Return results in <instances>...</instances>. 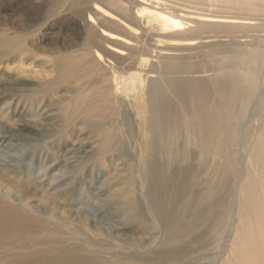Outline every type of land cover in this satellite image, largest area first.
I'll return each mask as SVG.
<instances>
[{
  "label": "bare ground",
  "instance_id": "obj_1",
  "mask_svg": "<svg viewBox=\"0 0 264 264\" xmlns=\"http://www.w3.org/2000/svg\"><path fill=\"white\" fill-rule=\"evenodd\" d=\"M54 5L66 7L89 27L95 23L102 27L85 34L78 59L82 68L67 67L66 54L49 60L58 75L79 71L86 77L84 87L64 110V119L71 125L80 118L83 128H92L98 156L122 154L118 142L130 137L132 116L121 108H133L134 96L139 97L141 166L115 183L109 196L128 204V217L136 224L150 222L136 195L138 180L154 216L150 224L158 223L162 235L150 250L112 259L98 253V247H91L92 241L80 233L46 232L37 244H44L46 253L55 252L53 264H187L186 245L177 246V242L192 235L199 249L200 244L205 247L221 232L223 222L229 227L225 243L232 246L220 264H264V0H60ZM100 44L117 59L136 55L132 67L136 72L125 70L121 67L124 61L115 58L107 66ZM25 49L20 42L4 50L18 53ZM126 90L134 91L132 103ZM250 106L257 112L246 119ZM94 121L96 125L91 123ZM253 123L257 125L251 127ZM238 149L240 170L236 176ZM196 157V171L200 173L210 164L214 180L208 172L204 180L195 177ZM173 163L177 169L169 173L167 167ZM243 166L247 174L242 178ZM248 166H253L257 176ZM232 176L236 178L229 183ZM188 184L194 194L190 200L184 194ZM231 184L235 187L230 205ZM1 187L15 192L20 201L24 198L19 187L5 188L3 181ZM169 195L182 209L168 204ZM195 198L200 201L195 214H186ZM7 227L13 228L14 221L0 207V244L18 243L2 234ZM69 239L74 244L63 245ZM203 239L206 241L201 242ZM50 255L43 264H50Z\"/></svg>",
  "mask_w": 264,
  "mask_h": 264
},
{
  "label": "rangeland",
  "instance_id": "obj_2",
  "mask_svg": "<svg viewBox=\"0 0 264 264\" xmlns=\"http://www.w3.org/2000/svg\"><path fill=\"white\" fill-rule=\"evenodd\" d=\"M56 1L60 0H0V51H4V54L0 52V182L5 183V188L12 185L24 192V198L20 201L15 192L8 193L0 188L1 211L14 221V227L3 229L2 234L10 236L11 240H18L14 244H0V264H43L49 254L50 264L55 263L52 261L55 252L48 250L49 253H46L42 250L46 246L37 244L43 241L41 235L54 231L63 235L67 231L80 233L86 240L92 241L91 247H98V253L112 259L150 250L156 247L162 235L158 223L155 226L150 224L154 216L149 211V199L138 180L135 184L136 195L144 204L145 215L150 222L136 224L128 217V204L109 196L115 183L118 184L130 170L136 171L141 166V136L138 135L140 125L137 120V112L141 110L139 97L134 96L133 108L130 105L121 108L132 116L128 126L130 137L120 138L118 142L122 154L116 152L98 156L92 128H83L80 118L71 125L64 119V110L73 95L82 90L86 77L79 71L69 76L68 72L63 76L58 75L49 60L66 54L67 67L82 68L78 59L87 38L85 34L88 29L100 31L102 27L98 23L89 27L88 22L76 18L66 7L55 6ZM20 42L26 51L13 53L4 50ZM104 52L107 66L114 58L124 61L121 67L125 70L132 68L136 62V55L125 54L117 59L108 50ZM189 60L196 61L198 58ZM130 71L136 72L134 68ZM125 93L132 95L129 99L132 103L134 91L126 90ZM255 111L257 108L251 109L250 106L246 119ZM91 123L97 124L96 121ZM253 124L250 126L257 125ZM185 149L191 152L190 147L186 146ZM125 154L128 157H123ZM239 158L238 149L235 153L236 176L240 170ZM212 160L214 163L218 161L217 157ZM198 163L196 157L192 168L196 172L195 177L204 180L208 172L212 175L211 180H214L215 173L210 164L206 170L198 173ZM248 168L256 175L253 166ZM175 169L176 163L167 167L169 173ZM241 171L243 178L244 173L247 174L246 167L243 166ZM235 178L232 176L229 183H233ZM233 185L227 198L230 205L234 202ZM184 194L189 200L194 195L189 184ZM168 198V204L182 209L180 202L177 204L170 195ZM199 202L195 198L186 214H195ZM228 219L227 216V223ZM29 222L31 224H26ZM206 224V221L199 224L198 229H203ZM215 235L205 243V247L200 244L202 250L192 240V235L183 236L181 242H177V246L186 245L185 253L192 262L188 261L187 264H220L232 246L230 242L225 243L229 235L228 224L225 227L223 222L221 232ZM25 240L30 244H26ZM212 242H215V246H212ZM63 243L74 244L70 239ZM223 249V254L219 255Z\"/></svg>",
  "mask_w": 264,
  "mask_h": 264
}]
</instances>
